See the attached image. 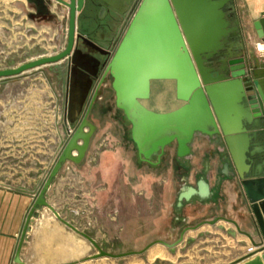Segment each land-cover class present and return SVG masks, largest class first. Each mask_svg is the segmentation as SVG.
Masks as SVG:
<instances>
[{
	"label": "water",
	"instance_id": "95a60500",
	"mask_svg": "<svg viewBox=\"0 0 264 264\" xmlns=\"http://www.w3.org/2000/svg\"><path fill=\"white\" fill-rule=\"evenodd\" d=\"M56 1L69 8L65 47L55 54L2 67L0 78L65 58L71 64L81 41L108 58L82 120L34 200L15 259L25 263L20 258L24 236L36 208L50 206L47 192L53 179L67 162L80 163L85 158L97 129L89 113L108 76L115 93V105L122 109L130 125L131 138L142 160L159 163L172 143L176 144L179 157L188 156L197 132L222 137L228 158L223 162L217 183L221 184L223 175L236 182L238 197L244 199L256 231L264 238V92L259 83L247 77L245 45L235 48L242 30L240 20H232L233 13L228 7L231 0H136L133 16L114 50L79 31L78 14L85 0ZM254 26L258 35L263 36L259 20L254 22ZM153 79L175 80L176 96L183 100L182 104L166 111L154 110L144 104L142 99L151 96ZM212 193L210 183L203 175L196 186L190 184L183 187L177 205L181 207L194 197L204 200ZM56 214L61 217L57 211ZM223 218L231 219L241 232L254 241L251 232L241 230L235 219L226 215ZM218 220L219 217L199 221L186 227L177 240L161 242L175 246L183 240L189 227L197 229ZM64 222L99 248V252L92 257L142 252H109L70 220L64 219ZM262 256L264 258V253Z\"/></svg>",
	"mask_w": 264,
	"mask_h": 264
},
{
	"label": "crops",
	"instance_id": "0c3cea01",
	"mask_svg": "<svg viewBox=\"0 0 264 264\" xmlns=\"http://www.w3.org/2000/svg\"><path fill=\"white\" fill-rule=\"evenodd\" d=\"M33 2L39 9H48L52 0ZM135 3L136 0H85V5L78 14V29L104 47L112 49L126 30L133 16ZM228 7H231L230 12L233 13L232 20H240L241 30L242 24L245 25V31L235 48L246 47L247 77L259 83L264 92V54L261 47L264 46V0H231ZM257 20L261 23L263 36L258 35L254 26ZM246 31L255 33L252 40L247 37ZM66 42L65 40L62 48ZM73 57L74 62L71 64L65 58L68 59L69 66L64 90V117L65 127L67 118L70 125L76 128L96 90L108 56L81 41ZM14 76L16 75L0 78V264H31L30 258L34 255L32 249L34 251L39 244L43 245L45 242L28 243L26 238L42 232L46 219L54 218L52 214H56V211L67 214L70 206L81 203L83 198L91 199L94 195L101 204H105L113 193H117L121 201L122 224L126 227L130 221L135 222L137 232L144 230L140 228L143 221H148V231H155L163 223H173L175 218L190 221L195 215L202 213L201 208L208 209L215 201L219 200L220 204L224 202L226 216L235 219L241 230L251 232L254 238L252 241L238 229L249 240L244 244L245 250L240 253L241 256L236 257L231 264H264V238L256 231L244 199L238 197L236 182L223 175L221 184L217 183L223 162L228 158L227 146L222 137H210L197 132L188 156L179 157L176 149H168L160 163L142 160L131 139L130 129L127 135V121L118 124L114 118L118 115L117 107L113 89L107 81L102 84L100 94L89 113V118L96 123L97 129L86 156L80 163L70 161L64 164L53 179L47 192L50 206H38L35 212L39 216H33L27 227L20 250V258L25 263L17 261L16 253L26 218L41 189L34 195L30 187L33 182L29 178V140L30 136L36 141L39 135L43 136V115L38 110L39 102L42 101V98L39 101L38 90L33 98L37 109L30 114L29 91L34 87ZM105 141L108 145L104 147L102 145ZM42 152L38 147L37 157L39 154L43 155ZM203 175L210 183L212 195L204 200L194 197L179 207V192L185 185L196 186ZM121 179L127 185L124 195L120 188ZM163 185L166 186L164 200L160 196ZM172 207L175 214L171 211ZM131 208H137L139 212L129 214L128 210ZM146 208L149 210L147 217L141 212ZM183 210L186 212L183 213ZM128 217L136 218L129 220ZM235 226L237 227L236 224ZM56 244L59 248V242L47 243L49 248H55ZM251 245L254 249L248 251V246Z\"/></svg>",
	"mask_w": 264,
	"mask_h": 264
},
{
	"label": "rangeland",
	"instance_id": "374dc122",
	"mask_svg": "<svg viewBox=\"0 0 264 264\" xmlns=\"http://www.w3.org/2000/svg\"><path fill=\"white\" fill-rule=\"evenodd\" d=\"M33 1L0 0V67L13 66L41 54H55L63 49L60 46L66 40L64 32H62L60 41L57 43L52 37L53 31L56 29L59 21L58 16L49 11L53 6L52 3L48 9H37L39 15L43 14V16L38 18L40 25H37V27L41 34L36 39L31 40L26 45L23 44V41L18 42L13 39L11 30L14 24L18 22L25 24L28 18L31 17ZM43 22L47 24L42 25ZM34 34L38 35V32L34 31ZM11 39L13 40L11 41ZM117 43L113 46L112 50L116 48ZM4 52H12L7 61L3 60L2 56L5 54ZM67 60L63 59L59 62L45 64L38 69H32L14 76V78L19 79L26 76L33 82H37L38 80L42 82L41 85H33L34 88L29 91L30 114H33L37 109V103L33 99L37 90L40 95L44 92L43 102L39 98L40 102L38 106L39 112L43 115V136L39 135L38 141L30 136L29 140V178L30 182H33V185H30V187L34 195L41 188L42 183L71 136V134L69 135L66 132L63 120L58 122L53 119L54 102L52 101L51 92L53 83H56L64 92L69 66ZM107 83L111 85L110 76L107 78ZM110 87L112 88V86ZM164 87L169 88L170 86L166 83ZM112 92L115 99L114 90ZM116 111L118 115L114 118L118 124L122 121L125 123L122 109L117 107ZM126 129L127 135H129V124H127ZM107 145L108 142L105 141L102 146L105 147ZM38 147L39 150L43 151V155L39 154L37 157L36 152ZM168 149L175 151L176 144L172 143L166 148V150ZM36 179H39V181H36ZM120 188L124 195L127 185L123 179L120 180ZM112 195L105 204H101L95 195L91 199L84 200L83 198L81 202L89 205L93 223L89 227L80 225L77 222L76 225L90 234L104 250L116 254L132 250H142V252L122 256L102 255L92 257L93 254L99 252V248L90 239L64 222V219L74 222L72 217L64 214V212L60 215L61 217H58L57 214H52L54 218L44 221L43 225L45 228L42 232H36L34 235L32 234L26 238L28 243L31 241L45 242L43 245L39 244L38 248L34 251L32 249L34 255L30 258L29 262L31 264H231L236 257L241 256L240 253L245 250L244 244L249 240L244 237L230 219L223 218L224 215H227V211L225 203L221 202L220 204L219 200L215 201L208 209L201 208L202 213L199 216L195 215L190 221L186 222L185 220H181V218H175L173 219V223H163L160 229L148 231L149 225L146 220L142 222L140 227L144 230L137 232L135 231L137 228L135 222L130 221L126 227L122 224L120 218V198L117 193H113ZM160 196L163 200L166 197L165 185L161 186ZM148 211V208H146L141 212L147 217ZM171 211L175 214L174 207H172ZM138 212L139 209L137 208L128 210L129 214H136ZM184 212L186 211L183 210ZM33 216L38 217L39 214L35 212ZM216 217H219V220L214 224L205 223L197 229L189 227L184 234L183 240L175 246H168L161 242V240L173 242L181 236L186 227L197 224L201 220H210ZM135 218L128 217L129 220ZM52 241L59 242L60 247L57 248L56 244L55 248H49L47 243ZM152 242L153 244L149 246Z\"/></svg>",
	"mask_w": 264,
	"mask_h": 264
},
{
	"label": "built area",
	"instance_id": "2783aa9c",
	"mask_svg": "<svg viewBox=\"0 0 264 264\" xmlns=\"http://www.w3.org/2000/svg\"><path fill=\"white\" fill-rule=\"evenodd\" d=\"M52 4H53V6L50 8L49 11H51L52 14L55 13V15L58 16V18H59L58 24L56 26V29L53 31V36H52L53 39H55V42L57 43L58 41H60V38L62 36V32H64V34L66 35L65 37L67 40L69 8H68V6L61 4L60 2H58L56 0H52ZM32 8L33 9L31 10V12H32L31 17L28 18V20L25 22V24L19 23V22L15 23L12 30H11L12 31L11 35L13 36V39H15L18 42L23 41L24 45L28 44L31 40L36 39L37 36H39L41 34L37 25H40V23H38L39 22L38 18L40 16H43V14L39 15L38 10H37L38 8H37L35 3L33 4ZM44 24L46 25L47 23L43 22L42 25H44ZM34 31H37L38 35H35ZM243 31H245V25L242 24V33H243ZM246 32H247V37H249V39L252 40V36L255 33L251 34V31L250 32L246 31ZM13 39H11V41ZM33 44H35V43L33 42ZM61 47H62V45L60 46V48ZM261 47H262V51H263L262 53L264 54V46H261ZM58 50H59V46H58ZM4 53L5 54L2 56L3 60L7 61L12 52H4ZM41 55H46V54H41ZM41 55H39V56H41ZM39 56H37V57H39ZM37 57H34V58H37ZM31 59H33V58H31ZM27 60H29V59H27ZM20 63H18V64H20ZM39 67H41V66H39ZM39 67H35L32 69H38ZM0 68H2V67H0ZM32 69H30V70H32ZM30 70H27V71H30ZM27 71H24V72H27ZM24 72H22V73H24ZM22 73H20V74H22ZM17 75H19V74H17ZM22 79L25 80V82H28L30 84V86H32V87H33V85L38 86V85H41V83H42L39 80L37 82H33L32 80H30L29 77H26V76L23 77ZM51 87H52L51 92H52V97H53L52 101L54 102L53 119L58 121V122L61 120H63L65 122V117H64V111L66 108L65 91L63 92L62 89L58 85H56V83H53ZM43 93L44 92H42L40 95V98H42V102H43V95H44ZM66 124H67L66 132L70 135L73 133L74 128L70 125L67 118H66ZM88 206H89L88 204L81 202L78 204H74L68 208L67 214H68V216H71L72 220H74V222H75V223L74 222H72V223H74L76 225V222H77L80 225H84L85 227H89L90 225H92L93 219H92V215L90 214V208ZM59 214L61 215L63 213L60 212ZM74 218H77V219H74ZM76 220H78L80 222H78ZM77 227H79V226H77ZM253 249H254V246H252V245L248 246V251H252Z\"/></svg>",
	"mask_w": 264,
	"mask_h": 264
},
{
	"label": "bare ground",
	"instance_id": "6f19581e",
	"mask_svg": "<svg viewBox=\"0 0 264 264\" xmlns=\"http://www.w3.org/2000/svg\"><path fill=\"white\" fill-rule=\"evenodd\" d=\"M65 6H67V5H65ZM166 83L169 84V86H170L169 88L164 87V85ZM151 87H152L151 96L149 98L142 99L144 104H146L148 107H150L154 110L164 111V110H171L173 108H176L180 104H182L183 100L177 98V96H176L175 80H172V79H153Z\"/></svg>",
	"mask_w": 264,
	"mask_h": 264
}]
</instances>
